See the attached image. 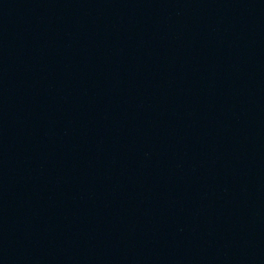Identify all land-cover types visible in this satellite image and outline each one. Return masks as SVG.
Segmentation results:
<instances>
[{"label":"water","instance_id":"water-1","mask_svg":"<svg viewBox=\"0 0 264 264\" xmlns=\"http://www.w3.org/2000/svg\"><path fill=\"white\" fill-rule=\"evenodd\" d=\"M0 264H264V0H0Z\"/></svg>","mask_w":264,"mask_h":264}]
</instances>
